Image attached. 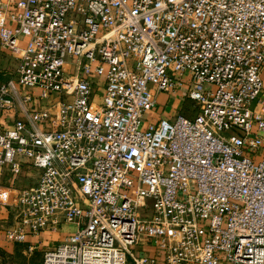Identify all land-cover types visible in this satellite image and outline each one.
Returning a JSON list of instances; mask_svg holds the SVG:
<instances>
[{
  "label": "built area",
  "instance_id": "1",
  "mask_svg": "<svg viewBox=\"0 0 264 264\" xmlns=\"http://www.w3.org/2000/svg\"><path fill=\"white\" fill-rule=\"evenodd\" d=\"M0 44L7 241L72 223L41 264H264V0H0ZM161 92L197 112L148 119Z\"/></svg>",
  "mask_w": 264,
  "mask_h": 264
},
{
  "label": "crops",
  "instance_id": "2",
  "mask_svg": "<svg viewBox=\"0 0 264 264\" xmlns=\"http://www.w3.org/2000/svg\"><path fill=\"white\" fill-rule=\"evenodd\" d=\"M24 43V39L21 40ZM0 49L4 52L2 54H7L8 57L3 59L4 65L9 64V56L12 57V60H15L14 67L17 63V57L15 53H12L11 50L7 47H3L0 44ZM2 62V61H1ZM13 67V68H14ZM12 68V69H13ZM259 97L264 99V89L259 94ZM184 100H181L176 95H169L167 93L161 92L156 94V106L149 114H147L148 119L157 120L160 117H172L176 112H178L183 104ZM258 105H256V109ZM13 121V118H10V122ZM35 174L37 171H30L29 173L24 172V175L19 179L17 185L26 186L31 184L30 182L35 181ZM8 173H3L0 177L1 182L4 185H11L7 179ZM30 176V177H28ZM14 223V219L11 215H8L6 210L0 212V260L2 259H11L16 256L18 253L30 255L34 253V257L38 255L40 258L39 264L42 262V255L45 250L53 249L66 235L71 234L76 231L77 226L72 223H66L62 225L58 230L55 231H42L36 237L27 238L24 243H13L7 241L4 237V230ZM35 243L36 247L33 251L29 252L27 250L28 243ZM149 254H153L154 248L148 247L145 250Z\"/></svg>",
  "mask_w": 264,
  "mask_h": 264
},
{
  "label": "rangeland",
  "instance_id": "3",
  "mask_svg": "<svg viewBox=\"0 0 264 264\" xmlns=\"http://www.w3.org/2000/svg\"><path fill=\"white\" fill-rule=\"evenodd\" d=\"M0 51L2 50L0 49ZM2 53L4 52H0V82L6 79L7 73L12 70V68L14 67V62H15V60H12V57L9 56V64L4 65L3 59L5 57H8V55L2 54ZM178 112H181L182 114L188 117H192L197 112V108L192 106V102L190 100L185 99ZM129 194L131 195L132 192H130ZM33 255L34 253L33 254L30 253V255L18 253L16 254L15 257L11 259L7 258V259L0 260V264H39L40 258H38V255L36 257H34Z\"/></svg>",
  "mask_w": 264,
  "mask_h": 264
}]
</instances>
